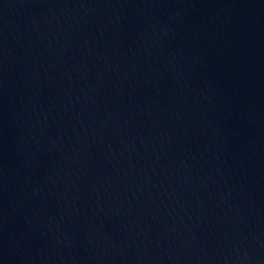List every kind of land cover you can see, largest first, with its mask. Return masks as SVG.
Here are the masks:
<instances>
[{
	"label": "water",
	"instance_id": "water-1",
	"mask_svg": "<svg viewBox=\"0 0 264 264\" xmlns=\"http://www.w3.org/2000/svg\"><path fill=\"white\" fill-rule=\"evenodd\" d=\"M0 264H264V0H0Z\"/></svg>",
	"mask_w": 264,
	"mask_h": 264
}]
</instances>
